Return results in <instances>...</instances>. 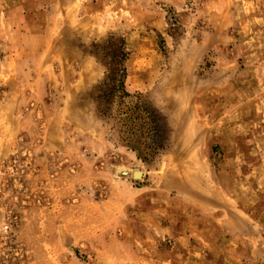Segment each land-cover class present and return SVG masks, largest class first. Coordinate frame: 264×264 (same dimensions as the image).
Segmentation results:
<instances>
[{"label": "rangeland", "instance_id": "1", "mask_svg": "<svg viewBox=\"0 0 264 264\" xmlns=\"http://www.w3.org/2000/svg\"><path fill=\"white\" fill-rule=\"evenodd\" d=\"M9 14L0 264H264V0H18ZM118 39L128 95L105 108Z\"/></svg>", "mask_w": 264, "mask_h": 264}, {"label": "trees", "instance_id": "2", "mask_svg": "<svg viewBox=\"0 0 264 264\" xmlns=\"http://www.w3.org/2000/svg\"><path fill=\"white\" fill-rule=\"evenodd\" d=\"M103 49H109V52L112 54L110 63L112 64V68H109V71H107L105 78L103 79V83H112L111 87L108 88V91L103 94L105 108H107L111 96L115 93L124 96L128 95L124 88V81L126 78L125 62L127 60L128 52L125 50L123 39H118L116 43L109 41L106 46H103ZM152 130L155 131L156 129L153 127Z\"/></svg>", "mask_w": 264, "mask_h": 264}, {"label": "crops", "instance_id": "3", "mask_svg": "<svg viewBox=\"0 0 264 264\" xmlns=\"http://www.w3.org/2000/svg\"><path fill=\"white\" fill-rule=\"evenodd\" d=\"M18 5V0H9V4H6V0H0V43H5L7 47H9V54L5 58H9L13 63H15V57L14 54L15 52L12 49V44L13 42L9 39V37L13 34L14 32V27H17L15 25V22L12 23L10 21V14L12 12V9L14 10L17 8ZM12 24H9V22ZM3 38H7V41H3ZM46 61V56L42 53H40L39 58H38V64L40 67L43 66V63ZM12 67V65H11Z\"/></svg>", "mask_w": 264, "mask_h": 264}]
</instances>
